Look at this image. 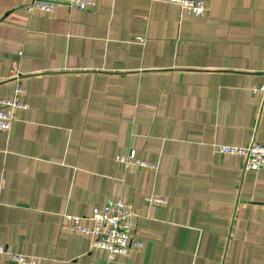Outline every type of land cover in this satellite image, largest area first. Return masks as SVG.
<instances>
[{
  "label": "crops",
  "instance_id": "0c3cea01",
  "mask_svg": "<svg viewBox=\"0 0 264 264\" xmlns=\"http://www.w3.org/2000/svg\"><path fill=\"white\" fill-rule=\"evenodd\" d=\"M29 1L0 0V95L26 103L0 128V241L35 264H264V167L213 147L264 141V0ZM117 197L142 246L107 261L60 222Z\"/></svg>",
  "mask_w": 264,
  "mask_h": 264
},
{
  "label": "built area",
  "instance_id": "2783aa9c",
  "mask_svg": "<svg viewBox=\"0 0 264 264\" xmlns=\"http://www.w3.org/2000/svg\"><path fill=\"white\" fill-rule=\"evenodd\" d=\"M174 2L186 13L193 16L202 15L208 8L209 0H158ZM94 0H30L25 9L28 12L33 10L51 11L56 5L64 4L67 7L80 9L92 5ZM24 86L15 80L10 95H0V128L7 130L10 123L16 118V109L24 108L26 103L21 98L24 93ZM250 90L264 96V76L261 81L251 85ZM215 151L224 154L230 153L240 157L241 170H256L264 167V141H258L253 137L243 145L214 142ZM114 158L123 164L131 161L137 167H155V162L143 159L134 155L133 149L127 154H115ZM146 201H158L159 197L152 195L144 196ZM83 216L71 213H62L60 226L76 232H87L90 237L91 246L105 252L106 260L112 259L115 253L125 254L131 250H137L142 246L140 239L130 235L135 223V214L131 204L121 197L111 199L101 205H94L86 217L89 224L82 223ZM0 264H35L32 255L8 249L0 241Z\"/></svg>",
  "mask_w": 264,
  "mask_h": 264
},
{
  "label": "rangeland",
  "instance_id": "374dc122",
  "mask_svg": "<svg viewBox=\"0 0 264 264\" xmlns=\"http://www.w3.org/2000/svg\"><path fill=\"white\" fill-rule=\"evenodd\" d=\"M64 5V4H63ZM66 6V5H65Z\"/></svg>",
  "mask_w": 264,
  "mask_h": 264
}]
</instances>
